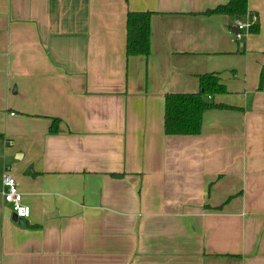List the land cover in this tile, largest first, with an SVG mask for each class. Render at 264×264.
Returning a JSON list of instances; mask_svg holds the SVG:
<instances>
[{"label":"crops","instance_id":"1","mask_svg":"<svg viewBox=\"0 0 264 264\" xmlns=\"http://www.w3.org/2000/svg\"><path fill=\"white\" fill-rule=\"evenodd\" d=\"M226 1L0 0V264H264V0L240 40L204 13ZM128 10L150 11L147 55H125ZM204 72L228 107L165 134V94Z\"/></svg>","mask_w":264,"mask_h":264},{"label":"trees","instance_id":"2","mask_svg":"<svg viewBox=\"0 0 264 264\" xmlns=\"http://www.w3.org/2000/svg\"><path fill=\"white\" fill-rule=\"evenodd\" d=\"M248 0H227L208 8L206 14H226L231 16L243 15L247 12ZM150 11L126 12V41L125 55H147L150 49L149 30ZM257 30V23L249 28ZM264 81V62L258 77V87L261 88ZM198 90L195 92H168L164 97L163 128L164 133L169 134H197L202 123V113L210 108L228 107L213 100V95L226 91L220 77L215 72H204L198 75ZM59 118L53 117L50 131L57 130ZM118 176V173H111Z\"/></svg>","mask_w":264,"mask_h":264},{"label":"built area","instance_id":"3","mask_svg":"<svg viewBox=\"0 0 264 264\" xmlns=\"http://www.w3.org/2000/svg\"><path fill=\"white\" fill-rule=\"evenodd\" d=\"M258 22V16L255 12H245L243 15H237L233 18V30L232 34L234 39L240 40L243 35L249 32V28ZM2 195L4 201L9 204L11 212L22 220L28 219L30 216V207L23 202L22 192L19 189L18 182L9 172V166H4L2 175Z\"/></svg>","mask_w":264,"mask_h":264},{"label":"water","instance_id":"4","mask_svg":"<svg viewBox=\"0 0 264 264\" xmlns=\"http://www.w3.org/2000/svg\"><path fill=\"white\" fill-rule=\"evenodd\" d=\"M233 30H235V29H233ZM12 219H13V221H16L19 225L24 224V220H22L21 218H17L14 214L12 215Z\"/></svg>","mask_w":264,"mask_h":264}]
</instances>
